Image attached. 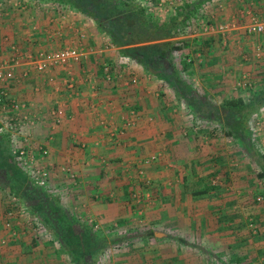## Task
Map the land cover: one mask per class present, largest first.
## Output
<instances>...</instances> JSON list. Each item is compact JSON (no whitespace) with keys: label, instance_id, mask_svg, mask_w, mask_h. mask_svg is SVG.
<instances>
[{"label":"rangeland","instance_id":"obj_1","mask_svg":"<svg viewBox=\"0 0 264 264\" xmlns=\"http://www.w3.org/2000/svg\"><path fill=\"white\" fill-rule=\"evenodd\" d=\"M1 1L4 16L7 12ZM14 2L23 6L30 3L29 0ZM169 2L172 4L164 9L166 11L157 9V12L166 16L173 14L185 0ZM138 3L141 4L139 0ZM217 3L212 7L215 15L208 20L203 18L204 24L214 29L216 25L234 21L237 28L240 27L230 33L236 34L232 37L234 43H227L230 34L223 37L204 33L202 29L194 33L197 26L187 30L189 34L169 39L192 42L196 37L200 41L216 37L223 42L212 48L213 54L219 56L209 57L206 65L202 64L203 54L201 57L198 53L194 58L197 45L184 49L182 54L173 53V66L180 71L181 80L193 90L191 98H181L164 80H153L161 91L155 96L161 113L152 118L159 119L160 128L155 131V140H143L137 157L134 155L137 149L133 147L134 152H128L131 158L120 162L113 161L114 158H94L93 162L84 164L55 163L49 147L44 145L47 155L37 156V161L28 165L42 170L43 185L32 178V169L22 166L16 157L22 170L34 181L35 188L25 190L19 208L6 217L1 210L8 202L1 193L2 264H72L55 232L61 235H57L59 237H73L71 246L81 245L84 225L91 228L88 232L92 246L83 247L86 254L83 264H230L234 257L264 264V103L257 105L254 112L250 109L253 113L245 121L249 135L240 138L228 135L227 130L233 126L226 124L222 113L214 110H219L224 99L242 98L249 104L264 91V36H249L243 31L247 22L245 12L262 15L264 0H236L234 7L232 1ZM51 5L77 13L76 17L80 18L77 21L82 26L79 32H84L86 26L89 28L87 32L92 40L86 44L92 50L89 52L97 48L111 52L107 56L117 63L113 67L106 65L110 67V74L114 67L119 69L122 65L126 76L135 77V84H140L144 79L140 74L144 72L143 67L119 54V49L112 46L104 33L97 32L91 20L49 0L42 4L49 10ZM79 44L83 46V42ZM81 53H85L83 49ZM222 54H227L224 62L220 60ZM95 62L97 65L98 58ZM184 62L191 65L184 69ZM151 66L161 68L162 72L171 69L163 60H152ZM133 68L135 72L131 76ZM243 81L247 82L246 86L242 85ZM151 83L145 87L149 89ZM202 96L206 98L204 101L208 100V107L195 104ZM133 103L131 99L122 102L120 109L126 112L122 124L124 119L136 122L145 119L136 115ZM145 107L152 108L148 101ZM140 108L142 111V105ZM132 110L136 111L134 115L130 113ZM202 112L204 117L199 116ZM110 133L114 146H119L121 136H126L122 129ZM0 138H5L15 158L10 137L0 135ZM171 139L179 140L175 148L171 147ZM179 156H182L181 162L176 159ZM185 158L188 162H183ZM202 191L205 193L199 194ZM31 208L39 214V219L54 226L53 230L42 227L29 211ZM65 229L69 232H64ZM32 238L37 240L36 246L24 256Z\"/></svg>","mask_w":264,"mask_h":264},{"label":"crops","instance_id":"obj_2","mask_svg":"<svg viewBox=\"0 0 264 264\" xmlns=\"http://www.w3.org/2000/svg\"><path fill=\"white\" fill-rule=\"evenodd\" d=\"M5 9L7 13L0 15V64L13 58L9 49L12 45L17 46L24 54L33 55L38 51L73 47L85 52L82 53L81 60L72 67L56 68L44 74H38L23 64L19 69L26 71L28 77L9 89L12 98L31 105L35 125L33 141L49 147L53 162L74 161L84 164L93 162L94 158H114L113 161L120 162L131 158L128 152H131L133 147L137 149V154H134L137 157L138 147L144 145L143 140H155L154 134L159 126V119L152 117L161 113V108L155 101V96L161 91L158 83L154 82V75L148 74L145 78L144 72H139L144 79H141L140 84H131L130 77L124 73L125 66L120 65L119 69L112 70L110 85L103 69L106 65L113 67L117 62L107 56L110 51L102 48H97V51L91 53L92 50L86 46L92 41L87 32L89 28L86 26V29L83 28L84 32H79L82 26L78 22L80 18L76 17L77 13L72 10H58L53 5L49 10L42 4H25L23 8L9 5ZM234 35L236 34H230L228 39L234 38ZM80 42H83L81 47L78 45ZM121 69L123 71L120 75ZM132 70L131 76L135 72L134 68ZM69 78L73 81L72 88L66 83ZM147 83L152 84L148 86L149 89L145 87ZM128 99L134 101L132 106L137 112L132 111L145 117L137 119L138 122L134 121L131 127L122 124L126 112L120 109L122 102ZM146 101L152 108L145 107ZM53 109L60 112V123L53 122L50 113ZM121 129L126 132V136H121V144L114 146L110 132ZM171 140V147L175 148L179 140ZM181 157L176 159L181 162ZM183 162H188L187 158Z\"/></svg>","mask_w":264,"mask_h":264},{"label":"trees","instance_id":"obj_3","mask_svg":"<svg viewBox=\"0 0 264 264\" xmlns=\"http://www.w3.org/2000/svg\"><path fill=\"white\" fill-rule=\"evenodd\" d=\"M43 1L46 0H29V6L43 4ZM49 1L70 7L85 19L91 20L96 25L98 32L104 33L112 46L119 49V54L138 62V64L143 67L146 74L145 76L150 74L152 76L154 75L157 79L164 80L170 87L176 90V93L183 99L191 98L190 94L193 90L187 82L181 80L179 75L180 71L173 66V53L177 52L182 54L184 49L197 45L194 58L198 53L199 55L203 54L204 59L202 60V64L205 63L206 65L209 57L213 59L219 56L213 54L214 49L212 50V48L215 45L219 46L223 42H220V39L216 37H211L202 41H200L199 37H196V40L192 42L186 40L169 41V39L175 37V35L189 34L187 30L193 29L196 26L198 28L195 29L194 33L200 32L201 28L198 25V21L203 20V18L208 20L210 16L214 14L215 9L212 7L218 4L217 1L219 0H185V2L176 9V12L168 16L162 13L159 14L157 9L154 10L156 13H148L146 8L138 3V0ZM226 1H232V7L236 4V0ZM206 8H208V11H204ZM231 41L232 39L227 41V43L229 42L228 45H232ZM226 55L227 54H222L220 60L222 59V61H225ZM155 59L158 61L163 60L164 64L168 62L171 69L167 72L166 70L162 72L161 68L154 69L153 66H151V62ZM186 64H184V69L191 65ZM101 69L102 67L100 71ZM111 82L108 83L112 85ZM258 94L259 96H256V99L249 102V104L244 102L242 98L224 99L219 106V110L214 108L217 113H222L221 117H224L223 120L226 124L229 123L230 126H233V128H231L232 130H227L228 135L240 138L248 134L245 128V121L252 115L255 107V110L258 109L257 105L261 106L264 103V91ZM204 100H206V98L202 96L196 100L195 104L202 108L208 107V100ZM250 109H252L251 111L253 112H251ZM199 116L204 117L203 112L199 114ZM213 117L215 118L214 115ZM31 187L33 189L35 188L34 181L30 180L27 174L22 170L16 157L14 158L11 156L5 138H0V196L1 193H3L2 196L4 200L8 202V205L1 210V212L5 214V217L10 211L19 208L21 199L23 198V192L25 190H31ZM200 193H205V191L199 192V194ZM15 197H17L19 201ZM29 211L42 227L53 230L54 226L52 227L46 220L45 222L43 219H39V214H37L35 209L31 208ZM83 230H85V232L83 235L81 234V245L77 244L73 246H71L73 237L69 239L64 235L63 237H59L57 235L60 234L55 232L56 237L61 241L60 247L69 256L72 264H83V260L86 257V254L83 252V247L90 248L92 246L88 232L91 228L89 229L84 225ZM64 232L68 233L69 229H65ZM36 241L35 238L31 239L29 248L26 249L25 247L23 252L24 256L33 250V247L36 246ZM6 252L8 253L9 251L7 250ZM1 257H4V254H1L0 260L2 259ZM245 259L246 257H234L230 264H252V261L247 260V262H245ZM2 263L3 262L0 261V264Z\"/></svg>","mask_w":264,"mask_h":264},{"label":"built area","instance_id":"obj_4","mask_svg":"<svg viewBox=\"0 0 264 264\" xmlns=\"http://www.w3.org/2000/svg\"><path fill=\"white\" fill-rule=\"evenodd\" d=\"M14 1L15 0H2L1 2L4 4V10H6L5 8L9 5L16 8H23V5L20 3L17 4V2ZM139 2H141V5H143L146 10L149 9L154 11L158 9L159 12L166 11L164 9L170 7V4H172L169 0H139ZM1 6L0 4V12L2 11ZM2 13L3 11L0 15H2ZM244 15L247 19L246 24L243 26L244 33L249 36L264 35V13L258 15L256 13L250 14V12H245ZM198 25L204 33H216L223 37L231 32L237 31L238 28L240 29L239 26L237 28L234 21L216 25L214 29H209V26L204 24V20H199ZM9 49L10 52H12L11 56L13 58L0 64V135H8V137H10L14 145L15 157L21 162L22 166H30L37 161V156L42 158L47 155L48 152L43 144L33 141V127L35 125L32 120L31 105L27 102L12 98L9 93L10 86L11 84L20 83L28 77L26 71H20L19 69L23 64L29 66L38 74H44L56 68L66 69L72 67L81 60L82 53L77 47L53 51H38L34 55L24 54L15 45H12ZM103 70L104 75L109 78L110 67L104 66ZM66 80V83L69 84L68 87L72 88L73 81L70 78ZM136 81L135 77H130V82L135 84ZM246 83V81H243L242 85L246 86ZM50 113L53 116V122L56 124L60 123V112L53 109L50 110ZM130 113L134 115L133 111ZM124 122V126L126 127H131L134 123L132 119H124ZM151 159H154V157H151ZM29 169H32V178L36 180L38 184L43 185L44 173L42 170L35 167H29Z\"/></svg>","mask_w":264,"mask_h":264}]
</instances>
